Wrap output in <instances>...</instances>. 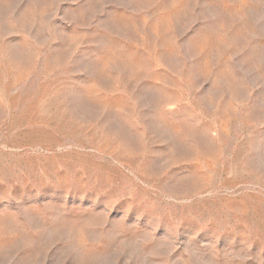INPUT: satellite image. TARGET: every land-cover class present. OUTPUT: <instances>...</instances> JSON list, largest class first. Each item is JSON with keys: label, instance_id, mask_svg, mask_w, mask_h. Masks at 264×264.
Segmentation results:
<instances>
[{"label": "rangeland", "instance_id": "rangeland-1", "mask_svg": "<svg viewBox=\"0 0 264 264\" xmlns=\"http://www.w3.org/2000/svg\"><path fill=\"white\" fill-rule=\"evenodd\" d=\"M0 264H264V0H0Z\"/></svg>", "mask_w": 264, "mask_h": 264}]
</instances>
